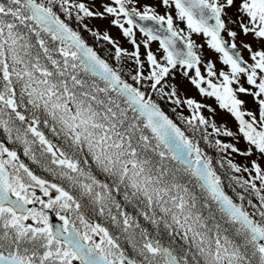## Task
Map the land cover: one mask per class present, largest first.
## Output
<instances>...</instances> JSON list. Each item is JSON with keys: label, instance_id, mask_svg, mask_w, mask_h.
<instances>
[{"label": "snow or ice", "instance_id": "obj_1", "mask_svg": "<svg viewBox=\"0 0 264 264\" xmlns=\"http://www.w3.org/2000/svg\"><path fill=\"white\" fill-rule=\"evenodd\" d=\"M0 264H264V0H0Z\"/></svg>", "mask_w": 264, "mask_h": 264}, {"label": "rangeland", "instance_id": "obj_2", "mask_svg": "<svg viewBox=\"0 0 264 264\" xmlns=\"http://www.w3.org/2000/svg\"><path fill=\"white\" fill-rule=\"evenodd\" d=\"M146 2H148V3H154L155 0H146ZM158 11H160L161 14H163V11L164 10L162 8H158ZM173 15H175L174 9H173ZM180 26L181 27H184L183 24H180ZM111 34L114 37L118 38L120 40L121 44L124 47L131 48V46L127 43V41L124 38L120 37V32H119L118 29H115V28L111 29ZM193 39H195L198 44H204L205 43V37H203L202 35H199V36L194 35ZM158 45H159L158 42H153L152 43V49H153V51H156L158 49V47H159ZM205 50L207 52L206 45H205ZM210 55L213 56V57H215V54L214 53H211ZM186 89H187L188 94H192V95L195 94V90L192 89L190 85H186Z\"/></svg>", "mask_w": 264, "mask_h": 264}]
</instances>
